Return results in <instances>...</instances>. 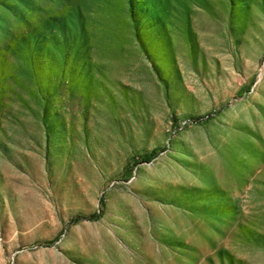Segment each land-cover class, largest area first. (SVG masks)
<instances>
[{"label": "rangeland", "instance_id": "374dc122", "mask_svg": "<svg viewBox=\"0 0 264 264\" xmlns=\"http://www.w3.org/2000/svg\"><path fill=\"white\" fill-rule=\"evenodd\" d=\"M0 264H264V0H0Z\"/></svg>", "mask_w": 264, "mask_h": 264}]
</instances>
